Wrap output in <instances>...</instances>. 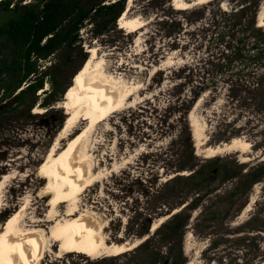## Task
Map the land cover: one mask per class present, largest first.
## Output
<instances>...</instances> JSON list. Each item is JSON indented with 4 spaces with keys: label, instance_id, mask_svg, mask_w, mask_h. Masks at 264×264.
I'll use <instances>...</instances> for the list:
<instances>
[{
    "label": "rangeland",
    "instance_id": "obj_1",
    "mask_svg": "<svg viewBox=\"0 0 264 264\" xmlns=\"http://www.w3.org/2000/svg\"><path fill=\"white\" fill-rule=\"evenodd\" d=\"M29 1L32 0L22 3ZM124 1V10L130 1L126 17L144 22L140 30L128 32L127 28H120L119 17L115 28L96 37L91 35L89 25L79 30L83 51L95 47L98 58H102L104 74L122 88L133 90L131 106L114 112L90 131L85 149H88L93 170L101 174L80 194L79 207L97 217L104 227L102 235L107 242L132 243L138 239L142 242L152 237L155 228L185 204L174 205L177 197H171V184L166 181L175 174L190 172L187 167L175 171L179 165L188 162L190 151L198 158H208L200 151L204 146L213 147L234 137L245 138L250 143L249 152L214 155L220 158L218 164L225 176L228 173L234 175L215 183L218 189L206 198V204H214L212 210L221 212H207L206 220L200 226L196 224L199 207L192 210L184 225L180 245L184 264H264V176L249 185L251 173L259 172L264 166L262 113L242 111L233 119L229 118L230 128L222 131L224 126L220 125L219 113L225 102L221 83L217 89L219 96L215 93L212 98L205 92L185 113H182L184 105L180 106L179 102L187 103L201 74L194 76L196 82L190 76L186 77L190 64L198 63L196 71L201 70V57L207 54L206 43L196 45L189 41L188 34L193 28L204 25L206 16L193 22L188 19L187 11L200 7L207 14L212 7L208 2L217 0L186 9L174 8L171 0ZM183 1L191 3L194 0ZM262 1L257 4L256 22ZM243 5L244 0L218 2L222 10ZM261 28L264 30V26ZM69 53L60 51L40 62L41 69L55 64L53 71L58 76L59 86L71 84L72 74L80 64L77 50ZM67 59L70 60L66 62ZM184 66L188 69L182 68ZM43 87L50 89L47 80ZM41 91L37 92L40 97L44 95ZM64 96L65 92L54 109L47 113L45 118L50 119V123L45 125L29 115L45 111L38 105L34 107H40L39 112H34L33 107L27 114L21 105L10 118L0 121V180L7 176L0 187V229L5 220L26 203L20 217L21 226L49 230V224L34 226L32 220L46 218L50 194L45 195L46 176L39 169L61 128L49 137L59 117L55 110L61 108L65 119ZM10 100L12 96L6 102ZM189 114L199 125L204 141L199 148L195 145ZM233 124L235 128H232ZM234 131L239 135L233 136ZM65 142L62 140L59 146ZM251 199L254 201L250 204ZM248 204L250 208L246 210ZM160 217L165 218L151 230ZM151 243L156 251L158 246L167 251L168 246L160 236H153ZM161 243L164 245L160 246ZM154 256L143 252L120 253L96 262L104 256L90 258L79 252L63 255L52 247L38 264H139L142 260L153 262Z\"/></svg>",
    "mask_w": 264,
    "mask_h": 264
},
{
    "label": "trees",
    "instance_id": "obj_2",
    "mask_svg": "<svg viewBox=\"0 0 264 264\" xmlns=\"http://www.w3.org/2000/svg\"><path fill=\"white\" fill-rule=\"evenodd\" d=\"M258 1L244 0V5L240 8L222 10L218 7L217 0L208 2L212 7L207 14L200 7L187 11L188 19L193 22L206 16L204 25L193 28L188 34L192 43H200L201 46L206 43L207 54L201 57V70L196 71L198 63L190 64L186 77L190 76L193 80L194 76L201 74L187 103L179 101L180 106L184 105L182 113L205 92L212 98L215 93L216 97L219 96L217 89L218 83H221L225 102L219 113L220 125L224 126L222 131L230 128L231 121L228 119H233L242 111L262 113L264 117V30L255 20ZM22 2L23 0H0V121L10 118L14 112L20 110L21 105H24L27 114L29 109L38 105L44 107L45 111L29 115L45 125L50 123V119L45 118L47 113L61 100L70 83L59 86L58 76L53 71L55 64L41 69L40 62H45L60 51L69 55V52L76 49L80 64L73 76L88 57V52L83 51L81 46L83 40L79 30L89 25L91 35L96 37L115 28L116 19L123 12L125 1ZM46 80L50 85L47 90L43 89ZM39 90L44 93L42 97L37 94ZM11 96L12 100L7 103L6 100ZM55 113L59 117L55 120L49 137L54 135L64 120L61 108L55 110ZM232 128H235L234 124ZM232 135L239 134L234 131ZM187 161L175 171L187 167L190 170L188 174H175L166 181V184H171V197H177L174 205L185 204L158 225L152 237H147L135 247L122 252L126 255L136 252L152 253L156 257L153 262L142 260L139 264H184L180 244L183 228L191 211L199 207L196 224L200 226L206 220L207 212H221L212 210L214 204H206V198L218 189L215 183L223 182L234 175L228 173L225 176L218 164L219 157L198 158L190 151ZM263 176L264 166L259 172L251 173L249 185L260 181ZM155 235L160 236L161 241L167 244V251L159 246L156 251L151 243ZM162 245L164 244L161 243L160 246ZM105 259L106 256L96 262Z\"/></svg>",
    "mask_w": 264,
    "mask_h": 264
},
{
    "label": "bare ground",
    "instance_id": "obj_3",
    "mask_svg": "<svg viewBox=\"0 0 264 264\" xmlns=\"http://www.w3.org/2000/svg\"><path fill=\"white\" fill-rule=\"evenodd\" d=\"M206 1L208 0H194L187 3L183 0H171V4L174 8L186 9ZM129 2L119 16L118 23L120 28L135 32L143 27L144 22L126 17ZM263 14L264 0L257 14L259 26H264ZM86 50L89 53L87 59L75 72L71 84L65 91L62 101L66 112L65 119L39 169L46 176L45 195L50 194V196L46 218L35 219L32 222L34 226L47 223L49 230L36 227L23 228L20 217L27 205L22 203L5 220L0 229V264H38L44 253L52 247L57 248L63 255L79 252L90 258L112 256L127 251L140 242L139 239L132 243L107 242L106 237L102 235L104 227L97 217L81 209L78 204L80 194L93 185L101 174L93 170L88 149H85L88 148L86 143L90 131L114 112L131 106L130 96L133 94L131 88H122L104 74L103 61L102 58H98L95 47H87ZM38 108L40 107H34L33 111L39 112ZM192 114H189V121L195 145L199 148L204 141ZM62 140L66 142L61 147L59 144ZM249 147L250 143L247 139L234 137L213 147L204 146L200 151L205 156L212 157L222 152L245 154L249 152ZM5 180L7 176L0 180V187ZM253 201L251 199L250 204ZM250 204L247 205L246 210L250 208ZM164 218H158L157 222L152 224L151 230Z\"/></svg>",
    "mask_w": 264,
    "mask_h": 264
}]
</instances>
